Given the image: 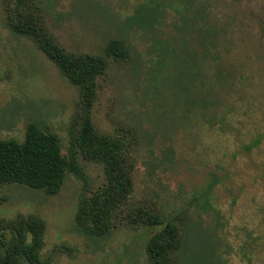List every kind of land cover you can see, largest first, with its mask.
Masks as SVG:
<instances>
[{"label":"rangeland","instance_id":"obj_1","mask_svg":"<svg viewBox=\"0 0 264 264\" xmlns=\"http://www.w3.org/2000/svg\"><path fill=\"white\" fill-rule=\"evenodd\" d=\"M17 13L64 52L105 60L90 121L131 187L103 233L75 221L79 201L108 184L78 137V87L11 30ZM111 40L126 58L107 52ZM31 121L75 167L51 193L0 183V260L16 219L35 214L43 264H152L148 229L128 218L140 208L173 222L168 264H264V0H0V139L22 141Z\"/></svg>","mask_w":264,"mask_h":264},{"label":"trees","instance_id":"obj_2","mask_svg":"<svg viewBox=\"0 0 264 264\" xmlns=\"http://www.w3.org/2000/svg\"><path fill=\"white\" fill-rule=\"evenodd\" d=\"M14 15L8 18L11 30L33 39L37 47L78 87L81 122L78 137L87 144L85 155L103 164L108 184L102 192L79 201L75 221L92 232L103 233L111 227V212L127 197L131 187L117 145L111 137L96 133L90 121L94 77L103 70L105 60L94 54H68L46 35L40 20L28 14ZM106 50L115 58H126L128 54L127 47L118 40H111ZM72 167H75L74 161L61 153L57 135L44 130L35 121L27 124L22 141L0 139V183L23 184L51 193L57 190L65 172ZM128 218L132 222L144 223L148 229L144 249L150 262L168 264L166 253L176 237L173 222L140 208L131 212ZM14 226L15 234L0 264H17L18 254L28 264H43L38 257L43 227L40 218L35 214L20 216ZM26 232L31 233L28 243H25Z\"/></svg>","mask_w":264,"mask_h":264}]
</instances>
